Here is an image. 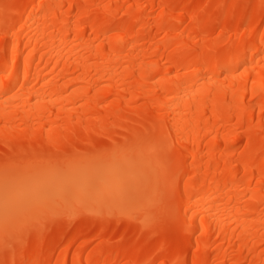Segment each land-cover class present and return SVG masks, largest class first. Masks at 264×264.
<instances>
[{
  "label": "bare ground",
  "instance_id": "bare-ground-1",
  "mask_svg": "<svg viewBox=\"0 0 264 264\" xmlns=\"http://www.w3.org/2000/svg\"><path fill=\"white\" fill-rule=\"evenodd\" d=\"M5 3L28 23L0 8V218L5 153L90 152L164 119L182 137L194 197L184 198L187 226L155 235L119 216L65 219L50 226V264H170L178 255L186 264H264V59L249 52L233 71H214L234 47L259 45L261 0ZM109 28L123 40L105 37ZM121 163L137 181L152 166L147 154ZM116 176L109 159L77 157L62 173L39 171L22 198L104 189Z\"/></svg>",
  "mask_w": 264,
  "mask_h": 264
},
{
  "label": "snow or ice",
  "instance_id": "snow-or-ice-1",
  "mask_svg": "<svg viewBox=\"0 0 264 264\" xmlns=\"http://www.w3.org/2000/svg\"><path fill=\"white\" fill-rule=\"evenodd\" d=\"M6 15L17 13L24 24V15L18 13V5L3 4ZM41 8L62 7L41 5ZM36 6L33 5L35 11ZM261 18L264 19V0L259 5ZM28 19H32L30 13ZM251 17H249V20ZM121 29L109 28L105 37L116 35L117 42L123 40L118 33ZM7 36V32L0 34ZM253 58L260 55L264 59V33L259 34V45L245 42L234 47L228 58L217 62L214 71L222 75L231 72L241 61L247 62L248 53ZM201 57L196 50L191 55L193 65L200 67ZM26 85H20L25 87ZM177 87L181 85L177 84ZM11 87V86H10ZM8 95V91H5ZM182 137L179 129L173 134L172 127L161 119L146 126L142 132L134 134L133 139L125 137L121 143L93 145L90 152L74 153L60 150L52 152L43 145L24 148L5 153L3 175V215L0 218V264H50L48 239L50 226L61 221L85 215L103 219L105 216H119L135 221L143 230L155 235L171 234L179 230L181 220L187 226L188 214L184 211V198L188 193L183 150L180 147ZM135 154L144 157L147 154L152 166L143 181H137L133 174L122 166ZM95 156L112 161L117 172L114 183L104 189L90 186L78 192L65 190L50 195H33L22 198L29 182L39 171L62 173L77 157ZM181 184L184 185L183 190ZM193 196L189 195V202ZM201 222L199 229H203ZM180 252L182 244L178 245ZM170 264H186L178 255Z\"/></svg>",
  "mask_w": 264,
  "mask_h": 264
},
{
  "label": "rangeland",
  "instance_id": "rangeland-1",
  "mask_svg": "<svg viewBox=\"0 0 264 264\" xmlns=\"http://www.w3.org/2000/svg\"><path fill=\"white\" fill-rule=\"evenodd\" d=\"M2 5H3V4H2ZM2 5H1V6H2ZM0 8H1V7H0ZM101 144H102V143H99L98 145H101ZM96 219H98V218L95 217V216H90V215H89V216L86 217V220H89V221L96 220Z\"/></svg>",
  "mask_w": 264,
  "mask_h": 264
}]
</instances>
